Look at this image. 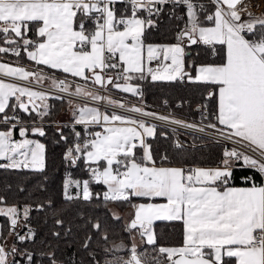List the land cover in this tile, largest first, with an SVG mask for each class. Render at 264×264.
<instances>
[{"label": "snow or ice", "instance_id": "obj_1", "mask_svg": "<svg viewBox=\"0 0 264 264\" xmlns=\"http://www.w3.org/2000/svg\"><path fill=\"white\" fill-rule=\"evenodd\" d=\"M165 17L174 22L171 40L152 42ZM202 54L210 59H199ZM149 78L200 87L201 121L149 110L140 84ZM112 89L141 102L113 98L107 94ZM52 99L67 103L74 125L83 126L73 127L71 142L62 126L56 128L66 145L64 162L84 172L82 178L66 174L64 198L133 209L123 227L130 245L110 240L107 220H85L79 247L86 264H102L100 253L103 264H230L231 258L264 264V179L235 175L246 168L264 177V3L0 0V169L45 171L47 145L39 138L48 135ZM161 124L223 142L218 162L172 166L168 153L152 143ZM174 147L184 145L176 139ZM37 187L44 190L43 182ZM50 207V199L28 203L0 193V264H38L37 257L73 264L61 247V241L76 243L66 239L72 228L40 240L32 225V213ZM108 214L122 219L114 210ZM157 222H179L180 244H159ZM54 224L65 226L59 211ZM137 235L152 246L151 254L139 249Z\"/></svg>", "mask_w": 264, "mask_h": 264}, {"label": "trees", "instance_id": "obj_2", "mask_svg": "<svg viewBox=\"0 0 264 264\" xmlns=\"http://www.w3.org/2000/svg\"><path fill=\"white\" fill-rule=\"evenodd\" d=\"M173 21L164 18L161 23L160 29L154 31L151 36V41L155 43L168 42L172 38V25ZM196 51H199L197 49ZM201 60L210 59L209 57L200 56ZM143 88L144 101L153 108H161L164 101H169L172 106L177 103H182L181 109L176 110L177 114L192 119L198 120L201 118L200 113L196 110L197 106L204 103L201 96L202 89L197 85L181 82H153L149 79L140 82ZM111 87V86H109ZM112 92V91H110ZM115 93V92H113ZM118 94V93H116ZM127 96V95H125ZM128 97H132L129 95ZM136 98V97H132ZM209 109H214L215 99L208 101ZM52 105V111L46 123L48 125V135L46 138H39L41 142L47 145L46 154V169L43 173H35L30 171H10L0 169V193L6 194L10 200L27 201L33 203L37 201H45L50 199L52 207L46 208L44 211H34L32 213V225L39 233L40 240L50 237L52 230L61 231L64 233L65 228H72V235L66 237L69 241L75 240V244L65 246L61 241V247L64 248L63 258L67 259L71 256L73 264H82L88 259L85 251L79 247L80 237L87 229L85 220L98 217L101 220H107L113 229L110 233V240H116L117 243L123 239L126 245H130L126 233L123 232L125 218L122 217L121 221L116 222L109 216V210L116 209L120 212L133 211L132 207L128 204L107 203L100 200H93L92 202H84L82 200L68 201L64 198L63 194V180L68 172H71L75 178H82L84 172L81 167L69 168L63 160L65 151V143L60 141L59 132L56 131L54 124L62 110L67 107V103L59 100H49ZM75 117H72L70 123H73ZM55 122V123H54ZM81 130L82 126L64 125L62 127L63 134L69 138V142L73 139L72 129ZM167 132L168 138L165 139L160 135V132ZM57 141H60L57 143ZM193 142L197 145L192 149H177L174 147V138L171 133L163 128H158L157 138L152 141L154 146L161 152L166 151L170 157L172 166H213L218 162L223 146L210 142L206 139L193 137ZM235 175H257L258 182L262 178L250 169H237ZM43 182L44 190H38V185ZM238 185H242L240 181H236ZM10 186V188L8 187ZM18 188H23L24 191H18ZM94 191H102V186H94ZM75 191V190H74ZM139 202V201H136ZM62 213V218L65 220L64 228L54 224L56 212ZM3 222V218H0ZM156 231L158 235V243L164 246L178 245L182 241V225L179 222H157ZM140 239L139 235L135 239ZM139 249L152 253V246H145L142 243ZM118 255H126L125 252H120ZM103 264V254L97 256ZM38 264H46V260L37 257ZM230 264H235L231 259Z\"/></svg>", "mask_w": 264, "mask_h": 264}, {"label": "built area", "instance_id": "obj_3", "mask_svg": "<svg viewBox=\"0 0 264 264\" xmlns=\"http://www.w3.org/2000/svg\"><path fill=\"white\" fill-rule=\"evenodd\" d=\"M107 94L111 95L113 98H116V99H126L132 104H136V103H140L141 102V101L138 100V98L122 96L120 94H116V93H113V92H109ZM167 102L168 103L167 104H163V106L161 108H153L149 104H147L144 101V99H143V103H145L148 106L149 110L156 111V112H159V113H162V114L172 113L177 118L185 119V120H188L189 122L199 123L201 121V118L198 119V120H192V119H189V118H186V117H183V116L177 114L176 110H179V109L182 108V106H183L182 103L179 102L175 106H172L169 101H167ZM180 105H182V106H180ZM158 123H160V122H158ZM160 127L165 129V130H167V131H169L171 133V135L173 136L174 141L176 139H179L180 142L184 145L185 149L186 148L197 147V145L193 142V137L203 138V139H206V140H208L210 142H213L215 144L221 145L223 147L225 146L223 142L217 143V142L211 140L210 138H208L207 136H205L204 134L199 133V132H194V131L183 129V128H177V130L175 132H173L172 128L176 127V126L165 127L163 124H161Z\"/></svg>", "mask_w": 264, "mask_h": 264}, {"label": "rangeland", "instance_id": "obj_4", "mask_svg": "<svg viewBox=\"0 0 264 264\" xmlns=\"http://www.w3.org/2000/svg\"><path fill=\"white\" fill-rule=\"evenodd\" d=\"M258 2H261V3H264V0H258ZM257 11H259V9H257ZM65 108L62 110V112L59 114L58 118H57V122L54 124V126L57 128L58 126H62L64 127L65 124H68L71 120H72V117L73 116V109L69 107V105L67 104V107L66 105L64 104ZM66 114H69V116H67ZM65 115V116H64ZM58 122L60 123V125L58 124ZM161 128V127H160ZM114 211L118 212L119 215L121 217H124L125 218V221H127L130 217V213L129 211H126V212H120L116 209H113ZM136 243L138 244V246L142 243L141 240L138 238L136 240Z\"/></svg>", "mask_w": 264, "mask_h": 264}, {"label": "crops", "instance_id": "obj_5", "mask_svg": "<svg viewBox=\"0 0 264 264\" xmlns=\"http://www.w3.org/2000/svg\"><path fill=\"white\" fill-rule=\"evenodd\" d=\"M6 59H8V60H10V61H15V57H12V56H8V57H6ZM21 63H23V64H25V66H29V67H35V65H34V62H29V61H27L26 59H24V60H22L21 61ZM45 71H49L48 69H45ZM52 71H55V70H52ZM55 74L57 75V76H62V74L61 73H59L58 71H55ZM112 92H115V93H118V94H120V95H122V96H125V95H127V97L130 95V94H126V93H122V92H120V91H118V90H115V89H112L111 90ZM67 116H69V114H66ZM65 116V115H64ZM58 124L60 125V123L58 122ZM65 125H69V126H74V123H68V124H65ZM83 127V126H82ZM43 143V142H42ZM239 169H246V168H239ZM254 171V170H253ZM255 173V172H254ZM262 179H264V177H261ZM235 184H236V186H243V185H238L237 183H236V181L234 182ZM71 191H74V190H71ZM231 259H233L234 261H235V259L234 258H231Z\"/></svg>", "mask_w": 264, "mask_h": 264}, {"label": "bare ground", "instance_id": "obj_6", "mask_svg": "<svg viewBox=\"0 0 264 264\" xmlns=\"http://www.w3.org/2000/svg\"><path fill=\"white\" fill-rule=\"evenodd\" d=\"M192 148H194V147H192ZM192 148H186V149H192Z\"/></svg>", "mask_w": 264, "mask_h": 264}]
</instances>
